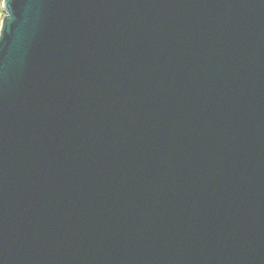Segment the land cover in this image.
Masks as SVG:
<instances>
[{"label": "water", "instance_id": "95a60500", "mask_svg": "<svg viewBox=\"0 0 264 264\" xmlns=\"http://www.w3.org/2000/svg\"><path fill=\"white\" fill-rule=\"evenodd\" d=\"M6 6L0 264H264V0Z\"/></svg>", "mask_w": 264, "mask_h": 264}, {"label": "snow or ice", "instance_id": "6c2138e0", "mask_svg": "<svg viewBox=\"0 0 264 264\" xmlns=\"http://www.w3.org/2000/svg\"><path fill=\"white\" fill-rule=\"evenodd\" d=\"M7 8H8V7L6 6V0H4L3 10H4V11H7ZM7 18H8V16H4V17H3V22H4Z\"/></svg>", "mask_w": 264, "mask_h": 264}, {"label": "built area", "instance_id": "2783aa9c", "mask_svg": "<svg viewBox=\"0 0 264 264\" xmlns=\"http://www.w3.org/2000/svg\"><path fill=\"white\" fill-rule=\"evenodd\" d=\"M3 6H2V2L0 3V13L2 14V15H4L3 14ZM3 17V16H2ZM2 17H1V19H2ZM0 27H1V20H0Z\"/></svg>", "mask_w": 264, "mask_h": 264}, {"label": "rangeland", "instance_id": "374dc122", "mask_svg": "<svg viewBox=\"0 0 264 264\" xmlns=\"http://www.w3.org/2000/svg\"><path fill=\"white\" fill-rule=\"evenodd\" d=\"M2 2V0H0V3ZM3 15L0 13V20H1V17H2Z\"/></svg>", "mask_w": 264, "mask_h": 264}]
</instances>
